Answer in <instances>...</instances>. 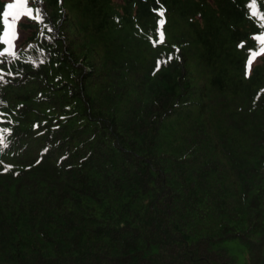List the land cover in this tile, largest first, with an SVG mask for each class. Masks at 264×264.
<instances>
[{"label":"trees","instance_id":"1","mask_svg":"<svg viewBox=\"0 0 264 264\" xmlns=\"http://www.w3.org/2000/svg\"><path fill=\"white\" fill-rule=\"evenodd\" d=\"M248 3L29 0L0 55V264H233L228 241L264 264Z\"/></svg>","mask_w":264,"mask_h":264},{"label":"snow or ice","instance_id":"2","mask_svg":"<svg viewBox=\"0 0 264 264\" xmlns=\"http://www.w3.org/2000/svg\"><path fill=\"white\" fill-rule=\"evenodd\" d=\"M35 2V0H33ZM29 0H11L9 3L3 5V11L0 13V21L3 22V30L0 31V55H7L10 59H15L17 53L13 50V41L16 38L15 30V21L21 16L30 17L36 21L41 20L40 10L33 9L28 6ZM248 8L250 9V14L253 17L260 16V13L256 10V0H249ZM162 13V9L160 10ZM11 17V22L9 21ZM264 20V16L260 17ZM163 21H160L162 23ZM261 27H264V24H261ZM255 40L258 42L259 48L258 52H264V32H261L259 35L255 36ZM31 45H29L30 47ZM257 53H252L248 56L247 62L244 65V74L248 75V68L251 64L253 56ZM12 73H9L11 75ZM0 75H2V70H0ZM3 103V101H0ZM10 129L4 128L0 129V146H4L5 137L4 133H9ZM10 167V166H9Z\"/></svg>","mask_w":264,"mask_h":264},{"label":"rangeland","instance_id":"3","mask_svg":"<svg viewBox=\"0 0 264 264\" xmlns=\"http://www.w3.org/2000/svg\"><path fill=\"white\" fill-rule=\"evenodd\" d=\"M116 2L122 3L123 0H114ZM15 40V39H14ZM225 249H229L231 258L233 259V264H247L249 261L248 249L237 241H228L223 244Z\"/></svg>","mask_w":264,"mask_h":264}]
</instances>
